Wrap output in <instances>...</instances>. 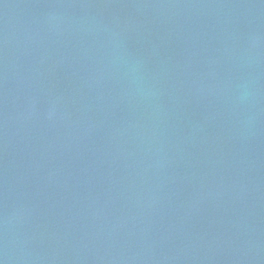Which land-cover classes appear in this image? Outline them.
<instances>
[{"label": "water", "instance_id": "95a60500", "mask_svg": "<svg viewBox=\"0 0 264 264\" xmlns=\"http://www.w3.org/2000/svg\"><path fill=\"white\" fill-rule=\"evenodd\" d=\"M0 264H264V0H0Z\"/></svg>", "mask_w": 264, "mask_h": 264}]
</instances>
